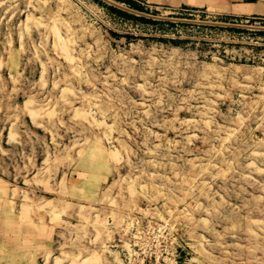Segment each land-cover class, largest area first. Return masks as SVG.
I'll list each match as a JSON object with an SVG mask.
<instances>
[{
	"label": "rangeland",
	"instance_id": "rangeland-1",
	"mask_svg": "<svg viewBox=\"0 0 264 264\" xmlns=\"http://www.w3.org/2000/svg\"><path fill=\"white\" fill-rule=\"evenodd\" d=\"M137 218L146 264H264V29L0 0V264H129Z\"/></svg>",
	"mask_w": 264,
	"mask_h": 264
},
{
	"label": "crops",
	"instance_id": "crops-1",
	"mask_svg": "<svg viewBox=\"0 0 264 264\" xmlns=\"http://www.w3.org/2000/svg\"><path fill=\"white\" fill-rule=\"evenodd\" d=\"M147 11L181 19L204 14L210 22H242L249 19L264 20V0H137ZM129 8L136 10L129 4ZM138 11V10H137Z\"/></svg>",
	"mask_w": 264,
	"mask_h": 264
},
{
	"label": "built area",
	"instance_id": "built-area-1",
	"mask_svg": "<svg viewBox=\"0 0 264 264\" xmlns=\"http://www.w3.org/2000/svg\"><path fill=\"white\" fill-rule=\"evenodd\" d=\"M133 225V243H131L130 247H136V251L132 254L126 253L124 256L125 261L129 264H146V263H161L172 261L174 258H178L179 256H155L150 253V256H146L148 254L147 248L144 246L142 242V234L150 227L151 221L144 222L141 219L137 218L132 220ZM130 255V256H128ZM132 255V256H131ZM133 255H143V256H133ZM154 255V256H153Z\"/></svg>",
	"mask_w": 264,
	"mask_h": 264
},
{
	"label": "water",
	"instance_id": "water-1",
	"mask_svg": "<svg viewBox=\"0 0 264 264\" xmlns=\"http://www.w3.org/2000/svg\"><path fill=\"white\" fill-rule=\"evenodd\" d=\"M107 3L120 8L122 10L131 12V13H135L138 15H143V16H148V17H152V18H157V19H163V20H172V21H188V22H201V23H206V24H220V25H226V26H237V27H249V28H258V29H264L263 27H253V26H241V25H234V24H227V23H212V22H206V21H194V20H187V19H178V18H171V17H160V16H154V15H150L147 13H143L137 10H133L131 8L125 7L122 4H119L113 0H104Z\"/></svg>",
	"mask_w": 264,
	"mask_h": 264
},
{
	"label": "bare ground",
	"instance_id": "bare-ground-1",
	"mask_svg": "<svg viewBox=\"0 0 264 264\" xmlns=\"http://www.w3.org/2000/svg\"><path fill=\"white\" fill-rule=\"evenodd\" d=\"M168 262H172V261H168ZM168 262H167V263H168Z\"/></svg>",
	"mask_w": 264,
	"mask_h": 264
}]
</instances>
